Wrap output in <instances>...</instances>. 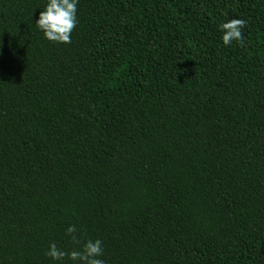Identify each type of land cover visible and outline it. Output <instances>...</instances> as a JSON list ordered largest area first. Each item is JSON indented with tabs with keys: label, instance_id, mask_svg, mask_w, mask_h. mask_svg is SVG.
Here are the masks:
<instances>
[{
	"label": "trees",
	"instance_id": "16d2710c",
	"mask_svg": "<svg viewBox=\"0 0 264 264\" xmlns=\"http://www.w3.org/2000/svg\"><path fill=\"white\" fill-rule=\"evenodd\" d=\"M47 2L0 0V264H73L71 225L105 264H264V0H78L69 44Z\"/></svg>",
	"mask_w": 264,
	"mask_h": 264
},
{
	"label": "clouds",
	"instance_id": "9594fccd",
	"mask_svg": "<svg viewBox=\"0 0 264 264\" xmlns=\"http://www.w3.org/2000/svg\"><path fill=\"white\" fill-rule=\"evenodd\" d=\"M78 0H48L45 10L39 13L35 21L37 28L43 33L45 39L52 43H71V34L77 25V5ZM246 21L243 19H231L220 25L223 32L222 41L225 46H229L233 41L243 46V29ZM66 234L71 237V242L76 247L71 251L59 248L56 243L49 245L45 253L56 261L67 260L76 264H105L101 258L104 253L103 242L100 239L81 240L77 235V227L71 225L66 229Z\"/></svg>",
	"mask_w": 264,
	"mask_h": 264
}]
</instances>
